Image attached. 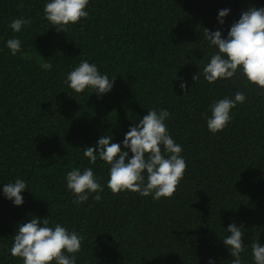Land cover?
<instances>
[{"label":"trees","instance_id":"obj_1","mask_svg":"<svg viewBox=\"0 0 264 264\" xmlns=\"http://www.w3.org/2000/svg\"><path fill=\"white\" fill-rule=\"evenodd\" d=\"M50 0H0V264H23L10 249L21 223H59L81 237L76 264H231L223 237L242 227V264H255L253 241L264 245V95L237 73L208 83L202 73L217 51L205 29L227 38L232 24L264 0H89L87 18L57 31L45 18ZM229 9L219 23L218 14ZM30 25L14 32L10 22ZM18 38L13 56L6 41ZM87 60L114 78L98 96L75 93L67 74ZM198 74L199 79L193 80ZM186 84V89L180 87ZM243 92L220 132L207 127L211 105ZM167 109L165 121L187 169L171 198L107 187L109 165L83 155L125 134L148 110ZM92 168L101 200L74 204L67 172ZM26 182L23 204L3 194L6 183Z\"/></svg>","mask_w":264,"mask_h":264},{"label":"clouds","instance_id":"obj_2","mask_svg":"<svg viewBox=\"0 0 264 264\" xmlns=\"http://www.w3.org/2000/svg\"><path fill=\"white\" fill-rule=\"evenodd\" d=\"M89 0H50L44 5L46 20L55 26L57 31L67 32L68 26L88 17L86 8ZM229 9L219 11L218 20L229 13ZM27 18H14L10 22L11 29L19 33L22 27L30 25ZM204 36L209 46L217 51L211 56L202 69L208 83L218 79H231L238 72L248 84H254L264 95V8L252 7L242 12L240 19L234 22L228 31L227 38H222L221 31L211 32L205 29ZM6 46L15 56L21 50L18 38L6 41ZM199 75L193 76L197 81ZM114 78L101 74L94 63L87 60L80 62L67 74L66 83L75 93H82L91 88L98 96L109 92L113 87ZM180 87L186 89V84ZM245 101L243 92H236L234 99L223 98L211 105V116L207 118V127L213 134L222 131L231 120V109ZM170 113L167 109L148 110L147 115L130 127L121 145L113 143L112 136H102L97 141V148L85 147L83 155L91 163L99 158L109 167L107 187L113 194L123 191L138 193L140 196L152 195L154 200L171 198L180 181L184 177L187 164L181 155L182 146L175 143L165 121ZM67 188L72 191L74 204H82L88 200L90 193L101 200L103 186L97 181L92 168L72 169L66 175ZM27 184L22 179L14 183H6L3 194L17 206L23 204L22 191ZM48 219L34 217L27 223H21L14 235L10 253L13 257L22 258L23 264H76V253L81 250L82 240L75 230L69 231L61 224L54 228L48 226ZM235 223L229 224L227 232L231 235L223 237L224 245L230 250L231 264H242L241 253L245 250L241 231ZM252 258L255 264H264V245L253 241L251 244ZM209 264H213L210 260Z\"/></svg>","mask_w":264,"mask_h":264}]
</instances>
